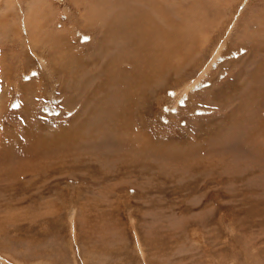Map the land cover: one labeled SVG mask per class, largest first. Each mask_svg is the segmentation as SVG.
Instances as JSON below:
<instances>
[{"label":"rangeland","instance_id":"1","mask_svg":"<svg viewBox=\"0 0 264 264\" xmlns=\"http://www.w3.org/2000/svg\"><path fill=\"white\" fill-rule=\"evenodd\" d=\"M104 1L0 0V264H264V0ZM159 26L184 56L161 61L166 75L141 70L152 78L141 84L124 55ZM161 41L147 60L167 53ZM101 72L116 91L142 86L124 102V139L138 132L142 148L102 138L112 119Z\"/></svg>","mask_w":264,"mask_h":264},{"label":"bare ground","instance_id":"2","mask_svg":"<svg viewBox=\"0 0 264 264\" xmlns=\"http://www.w3.org/2000/svg\"><path fill=\"white\" fill-rule=\"evenodd\" d=\"M95 1V0H94ZM101 1V0H100ZM123 1V0H122ZM125 1H127V0H124V2ZM129 1L130 0H128V4H129ZM132 1V0H131ZM158 1V0H157ZM165 1V0H164ZM200 1V0H199ZM206 1V0H205ZM238 1V0H237ZM103 2H105L104 0H103ZM102 2V3H103ZM107 2V1H106ZM134 3H136V1L134 0L133 1ZM132 2V3H133ZM150 2V1H149ZM115 3V2H114ZM121 3V2H120ZM138 3V2H137ZM136 3V4H137ZM146 3H147V1H146ZM188 3V2H187ZM207 4H208V1L206 2ZM87 4H89V3H87ZM87 4L85 5V6H87ZM116 4H118V3H115L114 5H113V7L116 5ZM124 4V3H123ZM138 4H141V8H142V6H144L145 7V5H142V4H144L143 2L142 3H138ZM156 4V3H155ZM162 4H164V2L162 1ZM194 4H196V3H194ZM91 5V4H90ZM98 5H100L101 6V4H99V3H92V6H91V9H89V11L91 10V12H93L94 14H95V17L98 15V14H100V13H102L103 12V10H104V8L101 6V7H99ZM105 5V4H104ZM130 5V4H129ZM148 5V4H147ZM168 5V4H167ZM105 6H107V5H105ZM132 6V5H131ZM139 6V5H138ZM137 6V7H138ZM149 6V5H148ZM161 6V5H160ZM189 6V5H188ZM108 7V6H107ZM121 7V6H120ZM184 7V9L186 8V6H183ZM183 7H181V9L183 8ZM88 8H90V7H88ZM139 8V7H138ZM146 8V7H145ZM149 8H150V6H149ZM163 8V7H162ZM189 8V7H188ZM204 8V7H203ZM108 9H110V8H108ZM111 9H112V7H111ZM122 9L124 10V8L122 7ZM129 9H130V7H129ZM133 9V8H132ZM132 9H131V11H132ZM140 9V8H139ZM151 9V8H150ZM158 9H159V5H158ZM164 9V8H163ZM172 8L170 7V10H171ZM198 9V8H197ZM196 9V10H197ZM207 9V8H206ZM88 10V9H87ZM86 10V11H87ZM126 10H127V7H126ZM169 10V11H170ZM185 10H187L188 12H189V10L188 9H185ZM199 10V9H198ZM121 11V10H120ZM138 11V10H137ZM143 11V10H142ZM164 11H167V10H165L164 9ZM176 11V10H175ZM174 11V12H175ZM195 11V10H194ZM200 11V10H199ZM202 11H204L203 9H201V12ZM107 12H108V10H107ZM122 12V11H121ZM125 12V11H124ZM136 12V11H135ZM147 12V11H146ZM152 12H153V9H152ZM157 12V11H156ZM156 12H155V14H156ZM162 12H163V10H162ZM179 12H180V10H179ZM207 12V11H206ZM118 14H119V12H117ZM134 13V12H133ZM139 13V12H138ZM144 13H145V10H144ZM148 13V12H147ZM154 13V12H153ZM167 13V12H166ZM200 13V12H199ZM208 13V12H207ZM207 13H205L206 15H207ZM122 14V13H121ZM128 14H129V10H128ZM128 14L126 13V14H122V16L118 19V20H120V21H122L121 19L123 18L124 19V21H126L127 19H128V17L130 16H128ZM146 14V13H145ZM145 14H144V16H145ZM174 14V13H173ZM176 14V13H175ZM184 14V13H183ZM190 14H192L191 16H193V14L194 13H190ZM195 14H196V12H195ZM253 14V13H252ZM251 14V15H252ZM134 15V14H133ZM146 15H148V14H146ZM150 15V14H149ZM165 14L163 13L162 14V17H161V19H162V21L164 22V23H170V25H171V22H174V20H171V19H166L165 18V16L167 15H165ZM177 15V17H178V15L180 16V14H176ZM188 15V14H187ZM199 15V14H198ZM200 15H202V13H200ZM204 15V14H203ZM119 16V15H118ZM136 16V15H135ZM138 16H139V14H138ZM156 16V15H155ZM173 17V16H172ZM181 17V16H180ZM184 17H185V15H184ZM194 17V16H193ZM198 17V16H197ZM252 17V16H251ZM92 18H94V17H91L90 19L88 18V20L90 21V20H92ZM109 18H110V20L112 19L111 18V16L109 15ZM130 18V20L131 21H133L132 20V17H129ZM143 18V17H142ZM167 18H169V17H167ZM173 18H176V17H173ZM182 18V20L183 19H185V18H183V17H181ZM180 18V19H181ZM201 17H199V19H200ZM97 19V18H96ZM136 19H137V16H136ZM135 19V20H136ZM139 19H141V15L139 16ZM144 19H145V17H144ZM143 19V20H144ZM149 19V21L151 22V17L150 18H148ZM158 19V18H157ZM178 19V18H177ZM193 19V18H192ZM191 19V20H192ZM202 19V18H201ZM200 19V22L202 21ZM203 19H204V17H203ZM181 20V21H182ZM207 20H209V19H207ZM214 20V19H213ZM113 21V20H112ZM120 21H118V23L120 22ZM138 21V20H137ZM140 22H141V20H139ZM155 21V20H154ZM153 21V22H154ZM188 21V20H187ZM193 22H195L194 20H192ZM253 21V20H252ZM114 22V21H113ZM116 22V21H115ZM144 23H146L145 21H143ZM152 22V23H153ZM156 22V21H155ZM176 22V21H175ZM182 22H184V20L182 21ZM191 22V21H190ZM117 23V24H118ZM124 22H121V24H123ZM127 23H130L129 22V19H128V22ZM134 23V22H133ZM131 24V25H134V24ZM143 23V24H144ZM192 23V22H191ZM197 22H195V23H193V25L194 24H196ZM204 23V22H203ZM203 23H201V24H203ZM209 23V22H208ZM207 23V24H208ZM113 24V23H112ZM116 24V25H117ZM121 24L119 25V26H121ZM125 24V23H124ZM136 24V23H135ZM140 24V23H139ZM142 24V25H143ZM157 24V23H156ZM160 24V23H159ZM174 25H175V23H173ZM177 24V23H176ZM190 24V23H189ZM198 24V23H197ZM200 24V23H199ZM204 24H206V23H204ZM203 24V25H204ZM206 24V25H207ZM209 24H211V23H209ZM208 24V25H209ZM131 25H130V29H131ZM151 25V24H150ZM174 25H172V26H174ZM180 25V24H179ZM181 25H183V24H181ZM193 25H190V26H192V28H193ZM203 25H202V27H203ZM124 26V25H123ZM129 26V25H128ZM144 26V25H143ZM154 26H155V24H154ZM160 26H161V24H160ZM159 26V27H160ZM163 26H164V24H163ZM172 26H171V28H172ZM185 26V25H184ZM214 26V25H213ZM122 27V26H121ZM125 27H127V25L125 26ZM157 27V30H155L156 31V33H153V36H154V38H155V40H154V42L153 41H150L151 40V37H149V35H151V34H148V37L150 38H148L149 39V41H144V39L143 40H138V43H139V45H140V48L142 49L141 51H133L132 50V48L134 47V46H132V48H131V51H129V54H132L131 56H128V55H124V59L126 60L125 62H127V63H129L128 61H129V58H131V60H130V63L131 64H133L134 66H135V71L136 72H140V75L139 74H136L140 79H141V77H142V81H140V83L141 84H143L142 82H144V83H146V82H148V83H151V81H152V78H151V76L150 75H146V74H143V72L141 73V70L143 71V69H145L146 67H147V69H151V71H150V73H155V72H158V73H162V74H164V75H166V74H169V70L168 69H163L162 71H161V67H162V60H165L168 64H171L172 63V61L170 60L171 58H173L174 59V57H175V55H173V53H176V51L178 50L179 52H178V56L179 55H181L182 57L184 56V54H182V52H180V48H179V45H177V44H175V43H178V42H180V41H175V38H176V35H173V36H171V35H165L164 34V32H163V30H162V28L160 27ZM181 27V26H180ZM187 27V26H186ZM197 26L195 25V28H196ZM201 29H202V27H201V25L199 26ZM231 27V26H230ZM120 28V27H119ZM128 28V29H129ZM143 28V27H142ZM149 28V27H148ZM151 28H154L153 26H151ZM164 28V27H163ZM169 28V27H168ZM171 28H170V30H171ZM185 28V27H184ZM213 28H215V26L213 27ZM121 29V28H120ZM127 29V30H128ZM133 29V28H132ZM138 29V28H137ZM144 29H145V26H144ZM144 29H142V30H144ZM150 29V28H149ZM172 29H174V27L172 28ZM188 29H190L189 27H188ZM188 29H187V31H188ZM204 30H205V28H203ZM203 29H202V31H203ZM254 29V28H253ZM262 29H264V28H262ZM119 30V29H118ZM170 30H169V32H170ZM177 30V31H176ZM176 30L174 29V33H176V34H178V36L177 37H179V34L181 35V33H182V31L180 30V32H179V30L176 28ZM183 30V29H182ZM257 30V29H256ZM108 31V30H107ZM120 31H122V30H120ZM145 31V30H144ZM144 31L142 32L143 34H144ZM173 31V30H172ZM171 31V32H172ZM190 31V30H189ZM193 31V30H192ZM197 31H198V29H197ZM250 31V30H249ZM249 31H246V33L248 32L249 33ZM259 31V30H258ZM119 32V31H118ZM168 32V33H169ZM178 32V33H177ZM183 32H184V30H183ZM194 32V31H193ZM200 32H201V30H200ZM252 33H251V35H253V31H251ZM113 33V32H112ZM147 32H145V34H146ZM202 33V32H201ZM201 33H200V36H201ZM244 33V32H243ZM242 33V34H243ZM264 33V32H263ZM107 34V33H106ZM114 34V33H113ZM112 34V35H113ZM135 34V33H134ZM133 34V35H134ZM138 33L136 32V35H137ZM140 34V33H139ZM144 34V35H145ZM184 34V33H183ZM183 34H182V36H181V38H184L183 37ZM186 34H189V33H186ZM196 34V33H195ZM199 34V33H198ZM256 34H259V33H257L256 32ZM255 34V32H254V35H256ZM108 35H110L109 34V32H108V34H107V36ZM118 35V34H117ZM121 35H123L122 33H121ZM120 35V36H121ZM124 35H128V34H124ZM130 35V34H129ZM147 35V34H146ZM145 35V36H146ZM197 35V34H196ZM143 36V35H142ZM187 36V35H186ZM189 36V35H188ZM187 36V37H188ZM193 36V35H192ZM199 36V37H200ZM248 36H250V35H248ZM257 36V35H256ZM264 35H262V37H263ZM111 37V36H110ZM136 37V36H135ZM187 37H186V39H187ZM239 37V36H238ZM243 37H244V35H243ZM258 37H260V35L258 36ZM258 37H256L255 38V36L254 37H252V39H256V40H258L259 38ZM122 38V37H121ZM124 38V37H123ZM127 38V37H126ZM130 38L131 37H129V38H127V39H129L130 40ZM189 38V37H188ZM240 38H241V35H240ZM239 38V39H240ZM247 38V37H246ZM246 38L244 37L243 38V40L242 41H246ZM251 38V37H250ZM258 38V39H257ZM116 39V38H115ZM135 39V38H134ZM161 39H163V40H165L166 42H167V44L169 45L170 44V46L167 48V53H163L162 55L160 54V55H158V56H151V59L150 60H147L145 57H146V53L147 52H149V53H151L152 54V52H155V53H157L158 54V51L160 50V51H163L164 50V47L161 45L160 46V44L162 43V41H161ZM238 39V38H237ZM245 39V40H244ZM249 39V38H248ZM247 39V40H248ZM262 38H260V40H261ZM264 39V38H263ZM177 40V39H176ZM104 41V40H103ZM239 41H241V39L240 40H238V42ZM251 41V40H250ZM132 42V41H131ZM223 42V41H222ZM236 42V41H235ZM244 42H242V44H244ZM247 42V41H246ZM253 42V41H252ZM255 42H260L259 40L258 41H255ZM110 43H111V40H110ZM118 43H120V42H118ZM187 43V42H186ZM224 43H225V41H224ZM254 43V42H253ZM125 44V43H124ZM135 44H137V43H134V45ZM180 44V43H179ZM200 44V43H199ZM251 44V43H250ZM256 45H257V43H255ZM255 44H253V45H255ZM262 43L260 42V45H261ZM102 45H103V43H102ZM114 45H115V43H114ZM126 45V44H125ZM127 45H128V43H127ZM126 45V46H127ZM188 45V44H187ZM221 45V44H220ZM116 46V45H115ZM203 46V45H202ZM222 46H223V44H222ZM226 46V45H225ZM145 47H150V48H148V50L147 49H145ZM155 47V48H154ZM157 47V48H156ZM187 47V46H186ZM190 47L192 48L193 46H191V44H190ZM221 47V46H220ZM224 47V46H223ZM222 47V48H223ZM258 47H259V45H258ZM116 48H118V45L116 46ZM120 48V47H119ZM160 48V49H159ZM111 49V48H110ZM113 49H114V47H113ZM137 49H139V48H137ZM106 50V49H105ZM187 50V49H186ZM189 50V49H188ZM187 50V51H188ZM191 50V49H190ZM251 50V49H250ZM252 50H253V47H252ZM147 51V52H146ZM219 51V50H218ZM202 52V51H201ZM134 53V54H133ZM196 53V52H195ZM216 53V52H215ZM197 54V53H196ZM189 55V54H188ZM191 55H193V54H191ZM262 55V54H261ZM103 57V56H102ZM101 57V58H102ZM134 57H136V60H135V58ZM71 58H74V57H71V55H70V57H69V59H71ZM108 58V57H107ZM112 58V57H111ZM150 58V57H149ZM185 58V57H184ZM194 58V57H193ZM118 59V58H117ZM107 60V59H106ZM113 60V59H112ZM184 60V59H183ZM186 60V59H185ZM192 60V59H191ZM261 61V60H260ZM108 62H110V61H108ZM117 62V61H116ZM182 62V61H181ZM111 63V62H110ZM147 64V63H151V66L149 67V66H146V65H143V64ZM96 64V63H95ZM101 64V63H100ZM104 64V63H103ZM116 64V63H115ZM263 64H264V62H263ZM118 65V64H117ZM122 66V65H121ZM118 67V66H117ZM144 67V68H143ZM171 67H172V65H171ZM185 67V66H184ZM263 67V66H262ZM110 68L111 67H109V70H110ZM259 68V67H258ZM101 69V68H100ZM259 69H261V68H259ZM101 71V70H100ZM124 71V70H123ZM259 71V70H258ZM258 71H257V73H258ZM260 71H262V72H264V68H263V70L261 69ZM126 72H129V71H125V74H126ZM180 72V71H179ZM122 73V72H121ZM124 73V72H123ZM135 73V72H134ZM147 73V72H146ZM261 73V72H260ZM177 74H179V73H177ZM262 74V73H261ZM101 75H106L105 77H107L109 80H105L103 83H104V86L110 91L109 92V94H108V97H109V100H110V103H109V105H108V110L106 111V113L104 112V110H102V113L104 114V115H106V117L105 118H107L108 120H109V118L110 119H112V124L109 122V124L111 125V126H109V124H108V126H107V129L105 128V130H103V136H102V138H105V139H107V138H109L111 141H114V140H116V143L115 142H110V148H119V149H122V150H125V153L126 152H128V151H133V150H135V149H133V148H135V147H137V148H142L143 147V142H141V141H138V139L137 138H141L142 136L140 135V136H138V132H134V135H132V138L131 139H134V138H136V139H134L133 141H130V142H127V139H128V135H129V130H130V133L132 132V130L130 129V125L132 124V121H131V116H126L125 115V113L127 112L126 111V107H125V103L124 102H126V100L127 101H132V100H134V97L133 96H135V95H133V94H145V92L144 91H141V90H143L141 87L142 86H140V87H138V89H135V87L136 86H138V85H136V86H134V89H132L131 91H127V90H125V89H123L122 88V85H124V83H122V84H119V90L118 91H116L115 90V86H113V84L115 83H112L113 81H115V79L112 81L111 80V78H110V76H112L109 72H107V73H105V72H101ZM119 75V74H118ZM136 75H130L129 77L130 78H127L128 80H131L132 82H136L137 83V76ZM163 75V77L160 79L161 81H163L164 79H165V76ZM127 76V75H126ZM113 79V78H112ZM259 79V78H258ZM196 82V81H195ZM255 82V81H254ZM131 85H132V83H131ZM260 85V84H259ZM117 87V86H116ZM124 87V86H123ZM126 88V87H125ZM197 88V87H196ZM185 89V88H184ZM194 89V88H193ZM187 90V89H186ZM182 92H183V90H182ZM188 92V91H187ZM261 92V91H260ZM263 92V91H262ZM116 93V94H115ZM184 93V92H183ZM188 94V93H187ZM264 95V94H263ZM125 97H129V100L128 99H126L125 100ZM259 99V98H258ZM177 101V100H176ZM259 102H260V100H258ZM253 103V102H252ZM242 104V103H241ZM259 104V103H258ZM115 105L116 106H118L119 107V111L118 112H116V110H115ZM253 105V104H252ZM130 106V105H129ZM136 106V105H135ZM242 106V105H241ZM98 107V106H97ZM137 107V106H136ZM135 107V108H136ZM256 107V106H255ZM258 107V106H257ZM260 107V106H259ZM238 108V107H237ZM250 108V110H253V108L252 107H249ZM252 108V109H251ZM262 108H264V107H262ZM261 108V109H262ZM243 109V108H242ZM135 111H136V109H134ZM245 110V109H244ZM256 110V109H255ZM263 110V109H262ZM261 110V111H262ZM257 111V110H256ZM132 112V111H131ZM130 112V113H131ZM249 112V111H248ZM129 113V114H130ZM235 113V112H234ZM233 113V114H234ZM239 114V113H238ZM242 114V113H241ZM235 115V114H234ZM253 115H254V113H253ZM243 116V115H242ZM77 118V117H76ZM135 118V117H134ZM234 118V117H233ZM238 118V117H237ZM236 118V119H237ZM254 118V117H253ZM75 120V119H74ZM254 120V119H253ZM107 121V120H106ZM111 121V120H110ZM241 121V120H240ZM108 122V121H107ZM244 122L245 121H243V122H241V124L243 123L244 124ZM259 122V121H258ZM86 123V122H85ZM96 123V122H95ZM75 124H77V123H75ZM82 124V123H81ZM88 124V123H87ZM90 124V123H89ZM106 124V123H105ZM237 124V123H236ZM78 125V124H77ZM85 125V124H84ZM257 125V124H256ZM90 126V125H89ZM88 126V127H89ZM238 125H236L235 127H237ZM244 126H246V125H244ZM243 126V127H244ZM259 126V125H258ZM85 127H86V125H85ZM103 127V126H102ZM242 127V128H243ZM248 127V126H247ZM94 128V127H93ZM81 130H82V128H80ZM87 129H89V128H87ZM228 130H229V128H227ZM239 129V128H238ZM245 129V128H244ZM243 129V130H244ZM70 130V129H69ZM86 130V129H85ZM97 130V129H96ZM100 129H98V131H99ZM84 131V130H83ZM87 131V130H86ZM223 131V130H222ZM250 131V130H249ZM251 131H252V129H251ZM82 132V131H81ZM101 131H99V133H100ZM241 132V131H240ZM255 132H257V131H255ZM72 133V132H71ZM75 133H78V131L76 132V130H75ZM74 133V135L73 136H75L76 134ZM86 133V132H85ZM90 134V132H87V134ZM222 133H225V132H222ZM248 133V132H247ZM87 134H86V137H88L87 136ZM88 134V135H89ZM96 134V133H95ZM110 134H112V135H110ZM132 134H133V132H132ZM226 134V133H225ZM244 134H245V132H244ZM85 135V134H84ZM94 135V134H93ZM101 135V134H100ZM256 135H258V134H256ZM264 135V134H263ZM72 136V137H73ZM79 136V135H78ZM77 136V137H78ZM90 136V135H89ZM95 136V135H94ZM98 136V135H97ZM240 136V135H239ZM243 136V135H242ZM68 137V136H67ZM85 137V136H84ZM100 137V136H99ZM127 138V139H124V138ZM257 137V136H256ZM82 138V137H81ZM80 138V139H81ZM91 138H93V137H91ZM98 138V137H97ZM117 138V139H116ZM130 138V137H129ZM143 138H145V136L143 137ZM248 138V137H247ZM247 138H246V140H247ZM73 139V138H72ZM78 139H79V137H78ZM87 140L89 139V138H86ZM101 139V138H100ZM99 138H98V141L100 140ZM260 139V138H259ZM73 140H75V139H73ZM77 140V139H76ZM129 140V139H128ZM245 140V141H246ZM71 141V140H70ZM79 141V140H78ZM81 141V140H80ZM97 141V140H96ZM97 141V142H98ZM102 142H103V140H101ZM117 141H119V142H117ZM260 141H261V139H260ZM100 142V141H99ZM148 142V141H147ZM240 142H241V140H240ZM248 142H249V140H248ZM66 143V142H65ZM73 143V142H72ZM71 143V144H72ZM90 143H92V142H90ZM105 143V142H104ZM159 143V142H158ZM255 143V142H254ZM107 144V143H106ZM60 147H58V149H56V151H59V152H61L62 153V149H64V148H62V143H60ZM83 145V144H82ZM85 145H87V143H85ZM89 145H92V144H89ZM95 145V144H94ZM100 145V144H99ZM108 145V144H107ZM191 145V144H190ZM58 146V144L55 146V145H53L52 147H50V148H48V145H47V147H46V149H55V147H57ZM75 146V145H74ZM104 146V145H103ZM76 147V146H75ZM172 148H173V146H171ZM186 147V146H185ZM184 147V148H185ZM38 148V147H37ZM86 148V147H85ZM88 148V147H87ZM101 148V147H100ZM106 148V147H105ZM189 148V147H188ZM66 149V148H65ZM68 149V148H67ZM79 149V148H78ZM81 149V148H80ZM92 149H94V148H92ZM146 149V148H145ZM187 149V148H186ZM122 150H120V152H123ZM185 150V149H184ZM253 150V149H252ZM65 151V150H64ZM86 151H89V150H86ZM116 151V153H117V150H115ZM164 151H166V150H164ZM164 151H163V153H164ZM188 151V150H187ZM16 152V151H15ZM19 152V151H18ZM17 152V153H18ZM89 152H91V151H89ZM109 152V151H108ZM152 151L150 150L149 151V154L151 153ZM173 152H175V151H173ZM16 153V154H17ZM27 153H28V151H27ZM26 153V154H27ZM61 153H60V155H61ZM112 153V152H111ZM189 153H190V149H189ZM192 153V152H191ZM39 154V153H38ZM51 154V153H50ZM54 154H57V153H54ZM119 154V153H118ZM135 154V153H134ZM174 154V153H173ZM176 154V153H175ZM193 154V153H192ZM2 155H3V153H0V157H2ZM25 154H23V157H25L24 156ZM32 155V154H31ZM37 154H35V156H36ZM40 155V154H39ZM63 155V154H62ZM100 155H102V154H100ZM99 155V156H100ZM123 154H121V156H122ZM129 155V154H128ZM169 155V154H168ZM6 156H8V155H6ZM5 156V157H6ZM20 156H22V155H15L14 157L15 158H17V157H20ZM34 156V157H35ZM42 156V155H41ZM54 156V155H53ZM56 156V155H55ZM58 156V155H57ZM133 156V155H132ZM183 156V155H182ZM185 156V155H184ZM192 156H195V155H192ZM246 156V155H245ZM31 157V156H30ZM46 157V156H45ZM61 157H63V156H61ZM65 157V156H64ZM63 157V158H64ZM98 157V156H97ZM39 158V157H38ZM42 158L44 159V157L42 156ZM154 158V157H153ZM183 158V157H182ZM196 158V157H195ZM26 159V158H25ZM42 159V160H43ZM46 159V158H45ZM44 159V160H45ZM189 159V158H188ZM193 159V158H192ZM233 159V158H232ZM16 160V159H15ZM32 160V159H31ZM17 161V160H16ZM36 161V160H35ZM168 161V160H167ZM194 161V160H193ZM193 161H192V163H193ZM28 162V161H27ZM40 162V161H39ZM38 162V163H39ZM43 162V161H42ZM242 162V161H241ZM24 163H26V161L24 162ZM34 163V162H33ZM189 163V162H188ZM27 164V163H26ZM25 164V165H26ZM45 164V163H44ZM177 164V163H176ZM186 164V163H185ZM47 165V164H46ZM182 165H184V164H182ZM198 165V164H197ZM191 166V165H190ZM162 167V166H161ZM164 167V166H163ZM185 167V166H184ZM39 169V167H36V171H39L38 170ZM41 169H42V167H41ZM27 172H28V170H27ZM44 172V169L41 171V174ZM49 174V173H48ZM71 216V215H70Z\"/></svg>","mask_w":264,"mask_h":264}]
</instances>
